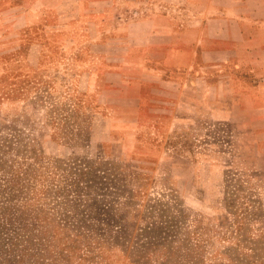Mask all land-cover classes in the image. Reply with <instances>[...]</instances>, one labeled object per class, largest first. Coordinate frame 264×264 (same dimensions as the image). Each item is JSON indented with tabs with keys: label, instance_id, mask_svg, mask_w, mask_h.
I'll list each match as a JSON object with an SVG mask.
<instances>
[{
	"label": "rangeland",
	"instance_id": "1",
	"mask_svg": "<svg viewBox=\"0 0 264 264\" xmlns=\"http://www.w3.org/2000/svg\"><path fill=\"white\" fill-rule=\"evenodd\" d=\"M2 69L0 264H264L262 162L243 131L190 112L126 146L85 109L100 83Z\"/></svg>",
	"mask_w": 264,
	"mask_h": 264
},
{
	"label": "crops",
	"instance_id": "2",
	"mask_svg": "<svg viewBox=\"0 0 264 264\" xmlns=\"http://www.w3.org/2000/svg\"><path fill=\"white\" fill-rule=\"evenodd\" d=\"M35 65L100 83L85 109L126 146L149 123L221 115L264 177V0H0V76Z\"/></svg>",
	"mask_w": 264,
	"mask_h": 264
}]
</instances>
